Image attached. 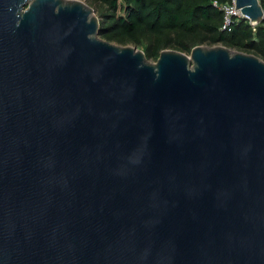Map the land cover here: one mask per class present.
<instances>
[{
	"label": "water",
	"instance_id": "95a60500",
	"mask_svg": "<svg viewBox=\"0 0 264 264\" xmlns=\"http://www.w3.org/2000/svg\"><path fill=\"white\" fill-rule=\"evenodd\" d=\"M0 264H264V60L150 63L81 0H0Z\"/></svg>",
	"mask_w": 264,
	"mask_h": 264
},
{
	"label": "trees",
	"instance_id": "16d2710c",
	"mask_svg": "<svg viewBox=\"0 0 264 264\" xmlns=\"http://www.w3.org/2000/svg\"><path fill=\"white\" fill-rule=\"evenodd\" d=\"M96 1L103 9L100 36H121L135 43L148 39L147 56L153 46L163 48L155 38L167 36L170 44L185 52L208 41L212 45L222 43L251 51L264 58V20L253 27L242 19L230 32L221 31L222 12L213 6V2L222 4L227 0ZM120 1H123V7ZM260 3L264 10V0ZM120 9L125 10V15H118Z\"/></svg>",
	"mask_w": 264,
	"mask_h": 264
},
{
	"label": "rangeland",
	"instance_id": "374dc122",
	"mask_svg": "<svg viewBox=\"0 0 264 264\" xmlns=\"http://www.w3.org/2000/svg\"><path fill=\"white\" fill-rule=\"evenodd\" d=\"M81 1L87 3L89 6H91L94 9L95 14L99 18V21H100L101 16L103 14V9L101 8V5H99V3H97L96 0H81ZM120 5L122 7L124 6L123 5V1H120ZM118 15H120V16L125 15V10L124 9H120L118 11ZM100 38L105 40V41H108V42H110L112 44L118 45V46H132V47H136L139 51H142V52L145 53V56H146L147 60L150 63H155L157 61V59L159 58L160 53L162 51H164V50L180 51V52H183V53L188 54V55L191 53V52L181 51L180 49L177 48L176 45L170 44L167 41L169 39L167 36H161V37H156L155 38L156 39L155 41H157L158 44L160 43L161 45H163L162 46L163 48L157 49V46L154 44L155 46H153V48L150 50V52L148 53L150 55H148V56L146 55L147 50H149V44H148L149 41H148V39H143L139 43H135V42H132V41L127 40L125 38H122L121 36H114V37H110V38L100 36ZM198 45L209 46V47H211V46H225L222 43L212 45L208 41H205V42L200 43ZM228 48H230L233 51H240V52L256 55L255 53H253L251 51L240 50L238 48H233V47H228ZM256 56H258L259 58L264 60V58L260 57L259 55H256Z\"/></svg>",
	"mask_w": 264,
	"mask_h": 264
},
{
	"label": "built area",
	"instance_id": "2783aa9c",
	"mask_svg": "<svg viewBox=\"0 0 264 264\" xmlns=\"http://www.w3.org/2000/svg\"><path fill=\"white\" fill-rule=\"evenodd\" d=\"M213 6L222 12L223 19L221 31L223 32H230L233 28V25L242 19H246L253 27L256 25L255 23H252L249 18L243 15L240 9H235L236 0H227L222 4L214 1Z\"/></svg>",
	"mask_w": 264,
	"mask_h": 264
}]
</instances>
